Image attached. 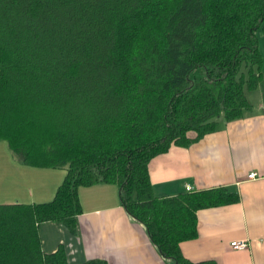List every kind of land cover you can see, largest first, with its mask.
Returning <instances> with one entry per match:
<instances>
[{
  "label": "trees",
  "instance_id": "obj_1",
  "mask_svg": "<svg viewBox=\"0 0 264 264\" xmlns=\"http://www.w3.org/2000/svg\"><path fill=\"white\" fill-rule=\"evenodd\" d=\"M264 0H0V139L27 165L62 167L49 200L0 203V264L68 261L38 224L74 233L77 187L115 183L124 211L169 264L192 261L196 210L238 200L226 186L157 195L151 157L253 111L264 78ZM220 118V119H219Z\"/></svg>",
  "mask_w": 264,
  "mask_h": 264
},
{
  "label": "crops",
  "instance_id": "obj_2",
  "mask_svg": "<svg viewBox=\"0 0 264 264\" xmlns=\"http://www.w3.org/2000/svg\"><path fill=\"white\" fill-rule=\"evenodd\" d=\"M261 67L264 70V32L258 35ZM264 87L247 92L258 109ZM9 188L22 174L23 186L10 192L9 202L49 200L61 181L62 167L29 166L11 155ZM254 172L253 177L247 173ZM152 190L157 195L191 189L226 186L238 193L235 202L198 208L197 234L179 242L180 252L189 260L212 259L216 264H264V113L259 110L221 122L186 146L170 145L148 161ZM26 179V180H25ZM1 192H8L6 177ZM21 197V198H19ZM80 212L76 230L51 221L38 224L41 249L53 251L61 243L68 261L103 258L106 264H169L149 241L141 224L123 209L115 183L96 182L77 187ZM244 238L246 247L233 248L229 242Z\"/></svg>",
  "mask_w": 264,
  "mask_h": 264
},
{
  "label": "rangeland",
  "instance_id": "obj_3",
  "mask_svg": "<svg viewBox=\"0 0 264 264\" xmlns=\"http://www.w3.org/2000/svg\"><path fill=\"white\" fill-rule=\"evenodd\" d=\"M261 33H262L261 29H258L257 35H260ZM260 87L261 88L264 87V78H262L261 81H259L257 88H255L256 89L255 91H258ZM11 155H16V154H14V152L11 151L10 148H8L4 139H0V188H1V179L4 180V177H6V181L8 182V192L0 191V203L9 202L7 200H10L12 198V195L10 192H13L18 186H23L25 184L23 182L22 174H17L18 177L16 178L15 185L9 188V185L11 183V178L14 177L15 175L14 171L10 174L12 169L7 166V164H10V163L12 164L11 159H10ZM29 166H32V165H29ZM30 203H34V202H30Z\"/></svg>",
  "mask_w": 264,
  "mask_h": 264
},
{
  "label": "built area",
  "instance_id": "obj_4",
  "mask_svg": "<svg viewBox=\"0 0 264 264\" xmlns=\"http://www.w3.org/2000/svg\"><path fill=\"white\" fill-rule=\"evenodd\" d=\"M254 176V172H249L247 173V177H253ZM184 189L185 190H190L191 187L190 185L186 184L184 186ZM229 245L233 248H243V247H246L247 245V240L244 239V238H239V239H233L229 242Z\"/></svg>",
  "mask_w": 264,
  "mask_h": 264
}]
</instances>
